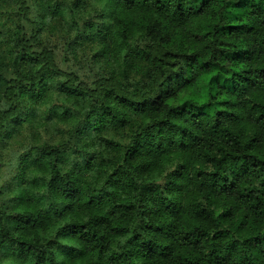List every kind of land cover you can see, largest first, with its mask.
Instances as JSON below:
<instances>
[{"label": "trees", "instance_id": "obj_1", "mask_svg": "<svg viewBox=\"0 0 264 264\" xmlns=\"http://www.w3.org/2000/svg\"><path fill=\"white\" fill-rule=\"evenodd\" d=\"M90 2L75 0L73 6L98 21H113L99 37L101 43L111 38L105 52L111 60L127 66L129 52L152 36L159 40L158 48L187 49L165 51L168 60H153L177 74L178 58L194 57L199 70L179 86L173 80L172 91L161 100L171 118L154 123L165 133V143L157 140L155 149H142L132 157L124 153L142 186L126 183L115 170L106 176L94 171L99 155L94 152L85 154L82 168L73 161L81 187L65 181L60 190L50 172L63 161L53 155L49 164L47 155L37 156L30 168L33 179L21 181L27 190L12 198L13 214L6 218L26 238L0 255L13 264H264V3L111 0L109 8L107 0H94L100 7L93 9ZM207 37L219 38L212 43L220 47L213 49L211 60L201 61L193 49ZM216 52L231 66L213 63ZM74 96L83 100L75 89L63 91V103L54 105V111L60 124L78 129L76 115L84 105ZM192 109L199 111L187 116ZM193 117L201 124L212 118L213 129L221 127L228 135L234 129L239 135L237 142L245 151L242 158L232 157L234 171L221 175L212 170L213 161L219 169L225 157L217 160L210 154L212 135L197 136L184 127H199ZM51 120L45 116L44 122ZM85 188L92 195L81 203L79 193ZM145 196L153 205V223H137L145 216Z\"/></svg>", "mask_w": 264, "mask_h": 264}, {"label": "clouds", "instance_id": "obj_2", "mask_svg": "<svg viewBox=\"0 0 264 264\" xmlns=\"http://www.w3.org/2000/svg\"><path fill=\"white\" fill-rule=\"evenodd\" d=\"M107 2L110 8L111 0ZM74 3L75 0H0V252L14 250L16 242L26 238L12 230L14 226L6 218L13 214L12 198L27 190L26 185L21 187V181L31 182L30 168L41 154L48 156L49 164L53 155L63 161L50 172L57 178L54 183L60 190L65 181L71 182L70 187H81L80 173L74 170L73 161L77 169L82 168L85 154L94 152L99 153L94 171L106 176L115 170L126 183L142 186L124 153L132 157L142 149H155L157 140L165 143V133L157 131L154 123L171 118L161 100L172 91L173 80L179 86L200 67L194 57L182 56L176 65L180 71L173 74L166 64L152 57L168 60L165 51L187 49H168L166 45L158 48L159 40L152 36L129 52L127 66L123 60H111L105 55L111 38L105 37L101 43L99 37L105 36L106 25L113 21H98L91 13L82 14L84 9L75 8ZM89 7L96 9L100 5L93 0ZM53 9H57L56 15H52ZM38 13H43V18ZM214 39L219 38H204L193 49L201 61L211 60L213 49L220 47L218 42L212 43ZM146 44L151 47H145ZM149 52L151 55L145 59ZM215 57L213 63L231 66L219 52ZM70 89L83 95L82 101L79 96L73 97L84 105V111L76 115L78 129L60 124L54 111V105L59 107L63 103L62 92ZM44 101L49 103L45 105ZM197 111L192 109L187 116ZM183 113L184 110L178 111ZM49 115L52 120L45 123V116ZM193 119L199 127H184H191L197 136L212 135L215 147L210 154L217 160L225 157L219 169L213 161L212 170H219L221 175L234 171L232 157L242 158L245 151L243 144L237 142L239 135L234 129H230L232 135L221 127L213 129L212 118L202 124L199 118ZM172 131L178 132L179 128ZM108 141L113 143L105 148ZM161 179L162 183L167 182V178ZM79 195L83 203L92 192L85 188ZM147 200L145 196V216L137 223L154 222L150 215L153 205Z\"/></svg>", "mask_w": 264, "mask_h": 264}, {"label": "rangeland", "instance_id": "obj_3", "mask_svg": "<svg viewBox=\"0 0 264 264\" xmlns=\"http://www.w3.org/2000/svg\"><path fill=\"white\" fill-rule=\"evenodd\" d=\"M0 262H2V264H13L12 260L10 259V257H7L6 255H0Z\"/></svg>", "mask_w": 264, "mask_h": 264}]
</instances>
